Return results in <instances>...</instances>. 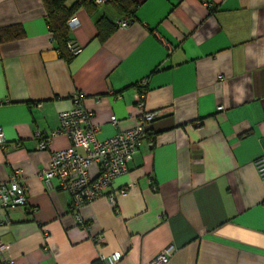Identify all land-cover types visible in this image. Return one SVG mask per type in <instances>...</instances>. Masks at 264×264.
<instances>
[{"label":"crops","instance_id":"crops-1","mask_svg":"<svg viewBox=\"0 0 264 264\" xmlns=\"http://www.w3.org/2000/svg\"><path fill=\"white\" fill-rule=\"evenodd\" d=\"M131 1L133 19L104 43L96 17H122L112 4L79 8L69 35L81 51L66 62L40 0H0V28L24 31L0 45V183L16 174L27 187V207H0L7 258L91 264L118 253L116 264H150L171 247L166 264H264V180L254 166L264 156V0ZM74 93L97 141L156 114L126 173L81 208L87 229L69 193L41 179L50 154L69 145L54 133ZM36 134L49 138L46 150Z\"/></svg>","mask_w":264,"mask_h":264},{"label":"built area","instance_id":"built-area-1","mask_svg":"<svg viewBox=\"0 0 264 264\" xmlns=\"http://www.w3.org/2000/svg\"><path fill=\"white\" fill-rule=\"evenodd\" d=\"M101 7L108 0H92ZM208 8H211L208 6ZM127 21L116 22L117 28H125ZM79 26L78 18L73 15L67 21L69 31ZM72 55H77L81 49L78 46L68 44ZM147 79H142L138 87L141 88L135 96V102L143 107ZM71 107L58 113L59 128L55 134H63L69 140L66 148L54 151L50 154L49 166L41 173V179L46 186L55 182L57 187L69 193L71 197V210L76 216L78 225L87 229V223L81 220L79 212L81 208L95 200L105 196L107 190L112 187L113 182L123 176L127 171V164L133 159L146 135L147 126L156 116L153 112H143L137 124L127 130L118 131L114 136L104 141H97L95 133L97 127L92 122V114L83 106V96L74 93L71 97ZM218 109H221L219 107ZM111 124L117 128L118 120L110 117ZM38 140L37 149L46 150L49 138L36 134ZM4 134L0 128V145H4ZM258 176L264 180V156L254 161ZM127 190L120 191L124 194ZM114 205L112 195L107 196ZM0 207L9 209L15 207H27V187L22 180L12 174L9 181L0 183ZM27 211L28 208H26ZM7 247L0 241V262L2 264H14L13 260L7 258ZM172 248L163 249L150 264H166L171 256ZM121 256L112 253L102 257L105 264H116Z\"/></svg>","mask_w":264,"mask_h":264},{"label":"trees","instance_id":"trees-1","mask_svg":"<svg viewBox=\"0 0 264 264\" xmlns=\"http://www.w3.org/2000/svg\"><path fill=\"white\" fill-rule=\"evenodd\" d=\"M40 1L44 9V21L55 44L56 51L60 58L68 62L74 58V55L68 49V44L75 45L70 41V31L67 27L68 19L81 7L85 8L90 14H93L99 7L92 0H74L71 3H69L70 0ZM107 4H112L122 20L127 21L128 24L133 19L136 6L131 0H108L103 6ZM95 27L97 31L96 39L100 43H104L117 29L116 23L103 15L96 17ZM23 37L24 31L20 24L0 28V45L17 41ZM139 91H141V88ZM91 264L105 263L101 259H96Z\"/></svg>","mask_w":264,"mask_h":264}]
</instances>
